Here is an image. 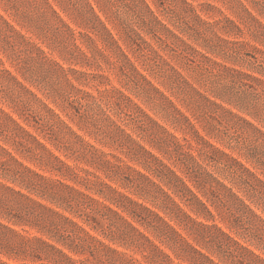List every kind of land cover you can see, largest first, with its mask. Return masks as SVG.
<instances>
[{
  "label": "trees",
  "instance_id": "1",
  "mask_svg": "<svg viewBox=\"0 0 264 264\" xmlns=\"http://www.w3.org/2000/svg\"><path fill=\"white\" fill-rule=\"evenodd\" d=\"M0 1L11 17L0 11V49L4 51L6 43L18 59L24 53L17 67L23 79L52 98L101 145L86 139L7 68L0 55V73L11 80L0 81V94L5 92L0 100L12 103L35 129L31 131L0 105V264H14L13 260L20 264H264V217L251 204L257 195L264 200V179L201 134L128 51L142 57L148 52L159 54L150 39L179 40L198 51L193 44L147 0H122L116 20L99 6L120 38L91 0L56 1L67 12L71 5L95 36L73 29L51 0ZM168 1L172 6L176 3ZM218 1L239 21L214 4L202 3L201 12L209 15L206 6L212 7L228 24L222 19L210 21L193 3L181 0L192 20L222 40L218 30L240 37L245 35L244 27L248 30L255 42L241 43L253 49L254 69L261 76L240 74L253 82L248 85L264 107V48L258 45H264V21L259 16L264 15V0ZM186 24L199 32L189 20ZM24 28L37 34L47 49ZM55 51L68 66L51 57ZM106 69L114 71L121 87H107L111 75ZM89 85L96 92L86 89ZM138 98L171 105L193 130L195 144L187 138L183 142ZM240 109L264 119L259 112ZM229 111L264 137L255 123ZM255 163L264 167L263 162ZM218 215L232 233L218 222Z\"/></svg>",
  "mask_w": 264,
  "mask_h": 264
},
{
  "label": "rangeland",
  "instance_id": "2",
  "mask_svg": "<svg viewBox=\"0 0 264 264\" xmlns=\"http://www.w3.org/2000/svg\"><path fill=\"white\" fill-rule=\"evenodd\" d=\"M55 8L61 13L65 20L71 25L77 32H87L95 36L89 29V26L82 22L78 12L74 11L71 5L69 6V12L64 10V7L56 0H51ZM151 7L161 16V18L175 31L182 34L191 44L195 46L198 51L193 48L185 46L179 40H169L167 42H158L150 39L154 44L159 54L148 52L147 57L139 56V53L135 51V54L130 52L137 64L142 68L146 74L162 89L167 95H169L178 106L191 118L196 124L197 128L207 139L210 140L216 146L221 147L226 152H229L236 157H239L243 162L247 164L251 169L256 171L264 179V167L256 165L255 160L263 162L264 164V137L257 132L251 125L241 120L229 111V109L235 113L240 114L247 120L255 123L261 129L264 130V119H258L243 111V108H249L253 112H259L264 117L263 100L260 98L253 88L249 87L248 84H252V81H248L242 72L255 74L261 76L254 68L257 66L256 59L253 57V49L247 45H243L241 42L249 41L255 42L245 29V35L243 37L229 35L223 31L218 30L219 34L225 38L222 40L215 36V34L203 25L199 21H194L190 17L189 8L185 6L181 0H175L174 6L169 4L168 0H147ZM197 7L201 12L202 3H211L222 9L224 14L231 16L232 18L239 21L238 17L232 10L225 6L221 1L218 0H188ZM21 2V0H20ZM65 4H68L66 0H60ZM95 9L100 14L102 19L107 22L108 26L112 29L113 33L120 38V32L114 25L112 20L101 11L100 7L107 10L110 13L113 20L117 14H120L119 7L122 0H91ZM83 3V0H82ZM158 5L161 7L158 8ZM250 8L258 13L254 9L253 5L248 3ZM25 8V7H23ZM209 9L210 14L201 12L203 17L214 21L216 19H222L224 24H228L223 16L212 7L206 6ZM264 9V6H263ZM0 11L8 16L4 11L3 5L0 1ZM264 21V15H259ZM9 17V16H8ZM11 18V17H9ZM189 20L193 24V28L199 29V32L190 29L186 22ZM178 27H176V25ZM139 29V27L136 25ZM186 30L191 37L182 33L180 30ZM25 33L33 36L34 40L41 43L46 49L42 40L38 39L37 34L28 31L26 28L23 29ZM142 31V30H140ZM143 32V31H142ZM49 34V32H48ZM188 34V33H187ZM148 39L149 37L146 36ZM80 43V41H78ZM123 43V41H122ZM5 44V50L0 49V55L5 63V66L17 74L21 80L25 81L18 71V62L25 59L24 53H22L21 59H18L16 51L10 45ZM81 44V43H80ZM124 44V43H123ZM82 45V44H81ZM208 45L211 49L204 47ZM259 46L264 48V45L258 43ZM8 46V47H7ZM9 48V49H8ZM213 50V51H210ZM51 57L60 61L61 63L68 66L60 55L55 51L50 54ZM137 56H139L137 58ZM20 63V62H19ZM78 69H82L88 72H99L95 68L81 67L79 65H73ZM174 69L178 70L176 72ZM106 72L111 75V84L107 87L110 88L112 85L121 87L122 83L116 76L113 70L106 69ZM0 81L5 83H11V80L0 73ZM97 82V81H94ZM25 83L35 92H37L44 100L49 103L57 112H60L63 117L80 133L85 135L86 139L91 140L93 143L100 145L95 141L93 137H90L88 133L74 122L72 119L63 112L60 107L53 101L52 98L46 96V94L38 89L35 85L29 81ZM192 84L199 92H196L191 87ZM104 88V85L100 87ZM86 89L96 92L94 87L90 85ZM130 92V91H128ZM5 95V92H1ZM0 94V97L2 96ZM134 96V95H133ZM136 98V97H135ZM137 100L143 105V107L161 123L166 125L171 131L175 132L179 137L182 138L183 142H186L183 138L191 140L193 144L195 141L192 139L193 130L187 122L179 115L176 114L174 108L168 103L158 104L156 101L146 102L144 99L138 98ZM9 101H1L0 105L5 108L6 111L11 113L21 124L28 127L31 131L35 129L26 124L23 118L20 117L19 113L12 108ZM220 104V105H219ZM224 106V107H221ZM227 108V109H225ZM251 112V111H250ZM176 118L180 119V122ZM179 124V125H178ZM103 146V145H102ZM101 147V145L99 146ZM110 149V148H106ZM56 153L61 155L62 158H66L61 152L56 150ZM27 165L33 168L39 169L38 166L29 160L21 159ZM72 164V160H69ZM211 170L214 168L210 167ZM225 178V177H222ZM228 182V180H227ZM238 190V189H237ZM242 196H245L242 193ZM249 200V199H248ZM253 200L255 203H251L253 207L264 217V200L260 197L254 196ZM251 202V201H250ZM216 214L218 211L213 207ZM224 215L223 212H221ZM218 222L228 231L231 232L218 215ZM232 233V232H231ZM234 235V233H233ZM252 248L257 252L262 253L263 251L256 248L254 241H248ZM14 264H20L19 261H11Z\"/></svg>",
  "mask_w": 264,
  "mask_h": 264
}]
</instances>
